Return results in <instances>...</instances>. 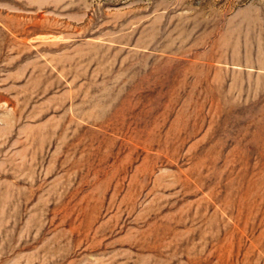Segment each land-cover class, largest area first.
<instances>
[{"label": "rangeland", "instance_id": "obj_1", "mask_svg": "<svg viewBox=\"0 0 264 264\" xmlns=\"http://www.w3.org/2000/svg\"><path fill=\"white\" fill-rule=\"evenodd\" d=\"M0 264H264V0H0Z\"/></svg>", "mask_w": 264, "mask_h": 264}]
</instances>
